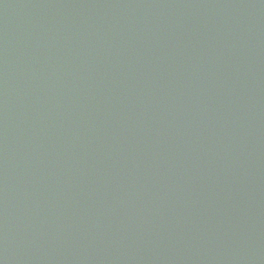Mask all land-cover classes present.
Segmentation results:
<instances>
[{
	"label": "water",
	"instance_id": "water-1",
	"mask_svg": "<svg viewBox=\"0 0 264 264\" xmlns=\"http://www.w3.org/2000/svg\"><path fill=\"white\" fill-rule=\"evenodd\" d=\"M0 264H264V0H0Z\"/></svg>",
	"mask_w": 264,
	"mask_h": 264
}]
</instances>
